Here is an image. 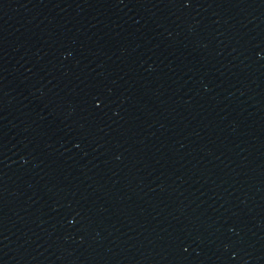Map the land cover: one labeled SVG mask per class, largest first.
<instances>
[{"label":"water","instance_id":"95a60500","mask_svg":"<svg viewBox=\"0 0 264 264\" xmlns=\"http://www.w3.org/2000/svg\"><path fill=\"white\" fill-rule=\"evenodd\" d=\"M0 264H264V0H49L0 37Z\"/></svg>","mask_w":264,"mask_h":264}]
</instances>
